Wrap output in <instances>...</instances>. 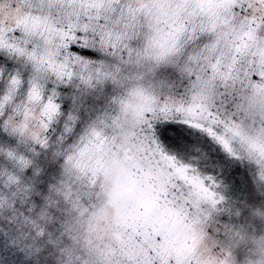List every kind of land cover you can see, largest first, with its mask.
Masks as SVG:
<instances>
[{"label": "snow or ice", "instance_id": "obj_1", "mask_svg": "<svg viewBox=\"0 0 264 264\" xmlns=\"http://www.w3.org/2000/svg\"><path fill=\"white\" fill-rule=\"evenodd\" d=\"M0 264H264V0H0Z\"/></svg>", "mask_w": 264, "mask_h": 264}]
</instances>
